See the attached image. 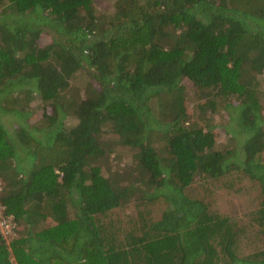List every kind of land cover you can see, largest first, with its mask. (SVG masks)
<instances>
[{
    "label": "trees",
    "instance_id": "trees-1",
    "mask_svg": "<svg viewBox=\"0 0 264 264\" xmlns=\"http://www.w3.org/2000/svg\"><path fill=\"white\" fill-rule=\"evenodd\" d=\"M99 2L0 0V264H264V0Z\"/></svg>",
    "mask_w": 264,
    "mask_h": 264
},
{
    "label": "rangeland",
    "instance_id": "rangeland-1",
    "mask_svg": "<svg viewBox=\"0 0 264 264\" xmlns=\"http://www.w3.org/2000/svg\"><path fill=\"white\" fill-rule=\"evenodd\" d=\"M112 3L113 0H105L102 2V0H100V5L102 6V8H104V4L107 3ZM49 39V41L51 40L50 36L48 37L47 33L44 34L43 36V44H45L47 42V40ZM261 78H264V72L262 74H260ZM185 83L187 84V86L189 87V89L187 90V99L185 101V105L188 109V111L193 114L195 112L196 106L198 104H203L205 103L207 100L204 99L201 96V93L199 91L196 90V85H194V83L188 79H185ZM87 91V89L84 87V83H82V79L79 78H73L72 79V93L73 95H79V94H83L85 96V92ZM264 101V98H263ZM37 102L34 101L32 102V106H35ZM263 106H264V102H263ZM221 113H225V112H221ZM219 114L216 113L214 115L215 117V123L217 125V129H215V136L219 141L225 142L229 135L227 134V132L223 129V123L227 120L226 114ZM42 114V110L39 113H36L35 111L32 114V121H36ZM3 121L6 123V125L8 126V128L10 130H12L13 127H15V117L12 116V114H7L6 116L3 117ZM107 137H111V139L114 140V136L113 134H108ZM130 157H131V152L130 149L123 147L121 145L118 146V148L116 149L115 153L113 154V157L111 158L112 162L111 166L113 168H117V167H125L129 162H130ZM249 185V184H248ZM248 185L246 186V182L245 180H243L242 182L239 183L240 188H242V192L237 191V190H228L229 193L225 194V195H221L220 194V201H218V205L219 208L221 209V211L225 212V210L231 211L233 213V216L236 217V219L240 222L243 221V218H245V220H247L246 214L250 213V209L252 208L253 205V197L251 194L246 192V188L248 187ZM255 186V185H254ZM224 199L227 200V202L224 203V205L221 203ZM17 236V234H16ZM9 241V240H7ZM248 250V249H247Z\"/></svg>",
    "mask_w": 264,
    "mask_h": 264
},
{
    "label": "built area",
    "instance_id": "built-area-1",
    "mask_svg": "<svg viewBox=\"0 0 264 264\" xmlns=\"http://www.w3.org/2000/svg\"><path fill=\"white\" fill-rule=\"evenodd\" d=\"M1 207V205H0ZM11 221L8 219L4 218L2 216V213L0 211V230L1 232L4 233V236L6 237L7 240L9 238L14 237V229H15V223L12 222L13 216H10Z\"/></svg>",
    "mask_w": 264,
    "mask_h": 264
}]
</instances>
